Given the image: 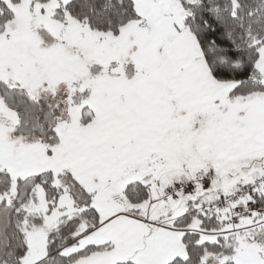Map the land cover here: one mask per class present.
<instances>
[{"label":"snow or ice","instance_id":"snow-or-ice-1","mask_svg":"<svg viewBox=\"0 0 264 264\" xmlns=\"http://www.w3.org/2000/svg\"><path fill=\"white\" fill-rule=\"evenodd\" d=\"M0 264H264V0H0Z\"/></svg>","mask_w":264,"mask_h":264}]
</instances>
